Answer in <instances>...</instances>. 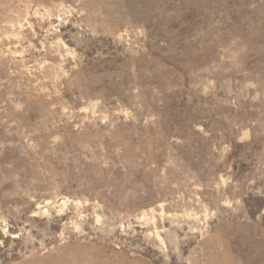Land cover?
Listing matches in <instances>:
<instances>
[{
	"label": "rangeland",
	"instance_id": "1",
	"mask_svg": "<svg viewBox=\"0 0 264 264\" xmlns=\"http://www.w3.org/2000/svg\"><path fill=\"white\" fill-rule=\"evenodd\" d=\"M0 264H264V0H0Z\"/></svg>",
	"mask_w": 264,
	"mask_h": 264
}]
</instances>
